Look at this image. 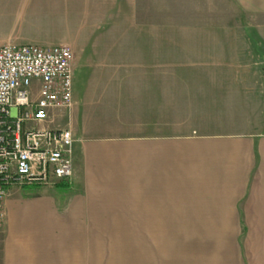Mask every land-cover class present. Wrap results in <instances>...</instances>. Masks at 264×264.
Masks as SVG:
<instances>
[{
    "label": "crops",
    "instance_id": "obj_1",
    "mask_svg": "<svg viewBox=\"0 0 264 264\" xmlns=\"http://www.w3.org/2000/svg\"><path fill=\"white\" fill-rule=\"evenodd\" d=\"M232 1L234 21L228 0H0V46L68 45L100 91L77 84L51 123L73 133L71 178L11 189L0 264H88L95 237L212 221L264 264V0Z\"/></svg>",
    "mask_w": 264,
    "mask_h": 264
},
{
    "label": "built area",
    "instance_id": "obj_2",
    "mask_svg": "<svg viewBox=\"0 0 264 264\" xmlns=\"http://www.w3.org/2000/svg\"><path fill=\"white\" fill-rule=\"evenodd\" d=\"M68 45L0 46V231L14 186L49 185L73 174V133L53 126L73 106Z\"/></svg>",
    "mask_w": 264,
    "mask_h": 264
},
{
    "label": "rangeland",
    "instance_id": "obj_3",
    "mask_svg": "<svg viewBox=\"0 0 264 264\" xmlns=\"http://www.w3.org/2000/svg\"><path fill=\"white\" fill-rule=\"evenodd\" d=\"M228 8L229 20H236L237 17H235L234 12L235 6H233L232 0H228ZM252 36L260 35L257 30H253ZM73 54L76 56V62L83 63L86 61V57H81L74 49ZM94 78L92 68L85 69V71L81 72V70H75L72 67V88H75L77 84L80 85L81 89H86V94L89 98L93 96L95 102L100 95V91L92 87V93H89L90 86H93L90 82ZM103 94V96L108 95V93ZM104 104L107 105V102H104ZM94 111L96 112V116H99V119L102 121H108L109 118L112 119L116 116L115 111L109 114L96 107ZM262 112L264 114V110ZM255 117L253 115V119ZM260 117H262L261 121L263 122L264 116L261 115ZM261 125L263 126L262 129H264V124L262 123ZM213 129L217 128L214 127ZM43 188L42 185H26L22 187L23 190L21 193L33 195L43 190ZM208 223L212 225V230L205 231L200 227V229H196L195 236L141 237L126 235L95 237L93 238L94 260L91 261L90 259L88 264H242L239 259V248L236 243V237L230 235L235 231L220 229L219 222L212 221ZM200 224L201 222L198 223V225ZM123 232H139V230L132 229L124 230ZM204 232H214V234L204 236ZM2 239L3 230L0 231V245ZM96 249L99 251L95 252ZM89 255L91 257V252Z\"/></svg>",
    "mask_w": 264,
    "mask_h": 264
}]
</instances>
